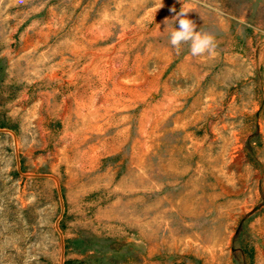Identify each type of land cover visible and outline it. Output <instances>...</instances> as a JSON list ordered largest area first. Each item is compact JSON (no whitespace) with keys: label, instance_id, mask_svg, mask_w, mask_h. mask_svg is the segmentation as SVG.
<instances>
[{"label":"rangeland","instance_id":"374dc122","mask_svg":"<svg viewBox=\"0 0 264 264\" xmlns=\"http://www.w3.org/2000/svg\"><path fill=\"white\" fill-rule=\"evenodd\" d=\"M0 264H264V0H0Z\"/></svg>","mask_w":264,"mask_h":264},{"label":"clouds","instance_id":"9594fccd","mask_svg":"<svg viewBox=\"0 0 264 264\" xmlns=\"http://www.w3.org/2000/svg\"><path fill=\"white\" fill-rule=\"evenodd\" d=\"M187 14L180 11L173 18L178 27L170 33L171 45L179 51L181 44L190 42V51L193 56H202L205 53L215 55V37L208 32L197 30L196 22L189 19Z\"/></svg>","mask_w":264,"mask_h":264}]
</instances>
